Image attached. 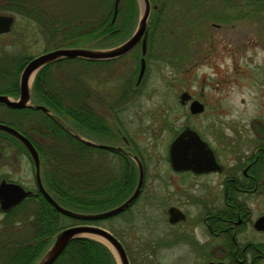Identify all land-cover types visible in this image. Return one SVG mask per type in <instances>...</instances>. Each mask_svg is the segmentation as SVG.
Returning <instances> with one entry per match:
<instances>
[{
	"label": "rangeland",
	"instance_id": "obj_1",
	"mask_svg": "<svg viewBox=\"0 0 264 264\" xmlns=\"http://www.w3.org/2000/svg\"><path fill=\"white\" fill-rule=\"evenodd\" d=\"M117 1L68 0L62 7H55V43L74 41L78 45L92 46L97 42L101 44V39L108 43L113 33L111 32L113 17L116 18L117 24L113 27L119 26V35L124 36L127 41L138 27L141 7L139 0H136L137 7L134 6V10L129 12L130 6L134 5L131 4L132 0H120L116 6ZM151 3L148 27L149 35H152L150 37L152 48L149 56L148 52L145 55L147 72L142 85L136 86L139 88L131 95L132 104L122 117L127 127L126 122L129 123L135 144L144 154L147 178L143 192L121 213L90 223L58 211L67 218H61V225L64 224L57 233L53 234L42 256L49 250L63 228L92 224L106 228L122 242L130 264H195L187 246L171 247L164 243V234L169 230L165 207L160 199L165 182L162 183L161 178L166 175L168 169L167 148L175 136V130H180L184 124H190L196 129L198 127L207 139H211L213 133L209 132V128L215 127L219 122L226 126L232 147L234 148L235 145L238 147L237 152L252 153L258 145L259 126H264V0H151ZM158 8L161 9L160 12ZM157 17L158 20H155ZM154 21L156 24L153 23ZM104 24L107 28L102 26L100 34L90 33L95 26ZM99 48L104 50L108 47ZM71 61H67L64 66H59L60 64L54 66L52 69L54 82H57L55 87L61 94L62 92L78 93L79 90L81 92L84 89L90 92L89 96L104 93L114 99L117 94L122 93L123 88L116 87L120 79L116 80L115 65L112 62L84 64L82 58H74ZM132 65L136 81L139 68L136 62ZM118 72L121 76L120 71ZM187 92L204 102L206 105L204 115L195 119L187 118L190 114L189 105L183 106L180 101L181 94ZM90 99L89 97L87 104L82 99L83 109L86 112L91 111V116L97 118L94 115L99 114L100 111L91 109ZM127 102L125 98L123 104ZM92 105L97 107L94 103ZM92 110L95 113H92ZM5 116L6 114L0 109V120ZM57 117L69 128V131L70 129L75 131L65 117ZM103 117L113 126L118 124L109 112L103 114ZM164 124H169V127ZM79 135L87 140L94 138ZM60 149L57 147L54 152ZM67 149L64 147L61 152ZM89 154V161H93L99 153ZM63 155L67 163L61 162L63 169L59 168L60 172L56 170L60 177L65 174L66 179L70 181L71 177L67 176L82 169V165H73L76 162H69L67 153ZM102 155L99 159L101 162L103 160L105 163L111 162V153L103 152ZM237 155L238 153L231 151L226 160L230 164L235 163L239 166L235 157ZM14 156L15 154H12V157ZM17 157L20 155L17 154ZM11 162H14V159ZM95 162L96 160L93 161ZM135 164L137 167L136 162ZM44 165L41 158L42 181L48 191ZM17 166L18 169L14 170L15 164L13 169L4 167L0 162V178L12 177L16 181L25 183V187L36 189L34 166L29 159L22 156ZM108 167H111L110 163ZM138 179L137 174L133 189L137 188ZM182 187H190L188 191L197 195V198H204L210 193L218 207H226L221 178L208 177L195 181L191 186L183 184ZM130 189L131 185L128 190ZM131 192L129 197L132 195ZM255 199L247 201L246 205L254 212V217L264 210V188L261 187V192ZM34 206L35 203L28 200L23 209L19 208L21 213L25 214ZM127 210L130 211L125 213ZM186 210L195 214L201 210V207L193 204ZM11 223L14 221L7 220V215L0 212L1 248L4 245L3 240H6L9 234L15 240L18 237L23 239L32 237L31 231L28 232L22 226V221L15 222L14 227L9 225ZM260 239L264 241V236Z\"/></svg>",
	"mask_w": 264,
	"mask_h": 264
},
{
	"label": "flooded vegetation",
	"instance_id": "obj_2",
	"mask_svg": "<svg viewBox=\"0 0 264 264\" xmlns=\"http://www.w3.org/2000/svg\"><path fill=\"white\" fill-rule=\"evenodd\" d=\"M67 1L68 0H0V18H5L4 21H2V24L0 23V95H6L14 100H18L21 96V82L24 70L30 62L42 55L65 48L102 50L103 48L99 47H108L107 49H111L117 48L125 43L126 39H124V36L119 35V26L113 27V25L116 24L115 17H113L114 19L111 23V32L113 33H111L112 36H110L108 43L103 42V39L100 40L102 42L101 44L97 42V44L92 46L91 44L82 46L73 44L72 42H64L62 44L55 43L56 23L54 20V9L55 7H62ZM113 16L115 15L113 14ZM8 21L10 22L9 29L4 30ZM94 28H96V26ZM128 39L129 38H127V40ZM111 43L113 45H111ZM96 45L99 47L97 48ZM141 46L142 43H139L132 50L112 59L95 61L82 58L84 64L112 62V64L115 65L116 80L120 79L119 83H116V87L120 89L122 87L123 91L121 94H117L114 99L110 97L102 99L103 102L97 103L96 105L98 108H96L97 111H100L99 114L101 117L107 112L112 114L118 124L116 123L113 126L108 122H104L112 130V137L110 139L102 140L95 137V139H89V141L110 145L116 148V150H109L94 146L111 153L113 184L116 189H121L124 193L128 191V188L132 183L130 160L136 162L134 156H137L140 159L144 170V184L140 194L143 192V187L147 178L146 162L144 161L142 150H139L135 144L133 133L131 134L130 132L129 123L126 122L128 125L127 127L122 117L126 114L132 104L131 95L134 91L138 90L139 87L136 88V86L142 85L147 72L145 70L141 81H139L141 59L143 55L137 59V53L139 48L142 53ZM68 59L70 60L74 58L54 61L43 66L35 74L30 83L29 104L31 106L12 108L0 102V109L6 114L5 118L0 120V123L8 124L18 130L27 138L31 146L37 150L40 156L42 153L54 152L55 135L52 121H54L55 118L59 121L60 119L54 115V111H52L53 109L44 103L43 99L40 101L36 98L37 96L34 93V85L37 76L41 71L45 72V74L50 73L54 66H58L59 64V66H64L66 63L65 60L68 61ZM134 62L137 63L139 68L136 81L132 65ZM118 71H120L121 76H119ZM121 79L123 80L122 83ZM40 84L52 89L54 79L51 82L43 80ZM185 94L189 95L190 98L184 97V93H182L180 101L183 106L189 105L188 107L190 111L191 103L194 100L199 99H196L192 93L187 92ZM125 98L128 102L123 104ZM87 100L88 99L85 98L86 104ZM202 103L204 104V102ZM39 104L48 108L50 112L48 113L45 110L37 109L36 106ZM108 105H111V107L109 108ZM205 111L206 105L204 112ZM204 112L193 114L190 111L187 118L195 119L204 115ZM22 114L25 117H23ZM9 116L12 119H9ZM7 117L9 118L6 119ZM40 120L41 122H39ZM45 122H47V125H44ZM159 126L160 128H163L161 125ZM164 126L169 127V124H164ZM188 127L195 129L202 139L210 144V147L215 153L218 166H221L219 170L196 173L192 170L177 171L173 168L169 155L170 145L172 141ZM209 132L213 133L211 139H207L198 130V127L196 129V127L190 124H184L180 130H175V136L171 139L167 148V168L169 170L167 169V172L165 173L166 175H163L164 179L161 178L162 183L163 181L165 182L160 197L165 207L169 226V228L167 226L169 232L164 234V243L171 247L176 245L181 247L187 246L190 249L195 264H264V241L260 239V237L264 236V228L257 224L259 219L264 216V210L254 217V212L246 206L247 201L256 200V196L261 192V187L262 189L264 188V143H262L264 140V126H259L258 139L256 138L258 145L256 146L255 151L244 154L236 151L238 149L236 145L234 148L232 147L230 137L228 136V133H226V126L222 123L218 122L215 127L211 126ZM85 136L89 137L87 135ZM86 140L87 139L83 140L85 144L91 145ZM231 151L238 153L235 157L238 159L237 162L239 163V166H236L237 164L235 163L230 164L226 160L229 158V152ZM12 154H15V156L12 157ZM17 154H19L20 157L16 158ZM22 156L29 159L34 166L35 171V160L27 144L20 138L6 131L0 130V162L3 163V166L13 168L15 164V169H13H18L17 165ZM100 156L101 155L98 154V160H96L99 165L101 164V161L99 160ZM13 159L14 162H11ZM137 168L138 177L140 178L138 164ZM208 177L221 178L223 187L222 193L226 202L225 208L218 207L215 199H213V196H211L210 193L205 195L206 197L204 198H197V195L188 191L190 187H182L183 184L191 186L195 181L197 182ZM3 179L19 183L24 187L26 185L25 183L24 185L23 182L16 181L12 179V177L9 178L7 176H1L0 182ZM33 190L37 191V187ZM135 190L136 189H133L131 193L133 194ZM38 195L26 197L20 204L14 206L9 211H3L0 208V212L4 215H8L25 202L28 200L31 201L33 197H37ZM192 203L199 205L201 210L195 214L186 210L188 206L193 205ZM129 211L127 210L125 213H128Z\"/></svg>",
	"mask_w": 264,
	"mask_h": 264
},
{
	"label": "trees",
	"instance_id": "obj_3",
	"mask_svg": "<svg viewBox=\"0 0 264 264\" xmlns=\"http://www.w3.org/2000/svg\"><path fill=\"white\" fill-rule=\"evenodd\" d=\"M132 3L134 5L130 6L129 12L134 10V6L137 7L136 0H132ZM158 10L159 12L161 11L160 8ZM155 20H158V17ZM153 23L156 24V21ZM102 26L106 27L105 24L98 26L92 29L90 33L94 34L96 32V34H100ZM150 37H152L151 34L149 35L148 56L152 48ZM72 43L75 44V42ZM141 56L142 53L139 49L137 59ZM71 60L73 59H68V61ZM65 61L67 62V60ZM53 79L52 72L45 74V72L41 71L39 73L34 85V93L38 100L42 101L43 99V102L50 106L57 116L65 117L76 133L94 138L97 137V139L102 140L110 139L112 137V130L105 124L107 122L106 119L103 116L102 118L100 114H95L94 117L97 118H93L91 111L86 112L82 105V99L85 100V98L88 99L90 97L92 103L97 104L103 102L102 99L108 98V96L104 93L89 96L90 92L84 89L81 92L79 90L78 93L70 94L62 92L63 94H61L55 87L56 81L52 89L40 84L43 80L51 82ZM92 103H89L92 106L91 109L95 108L93 110L96 111L97 109L93 107L95 105H92ZM108 107L110 108L111 105H108ZM93 110L92 113H95ZM52 122L55 135V148H68L67 151L61 152L60 149L53 153H47L49 155H46V153L41 154L44 166H46V170H44L46 187L56 201L66 208L83 213H98L122 204L129 197L131 190L135 186L138 174L135 162L130 160L131 189L124 193L121 189H116L113 184L112 168L108 167L109 163L111 166L110 161H108L109 163H105V160H103L100 165L97 162L93 163L94 160H97L98 154L93 161H89V153H99L103 156V152L109 151L85 144L83 140L61 124L57 118ZM44 125H47V122ZM63 152L68 154L67 159L69 162H76L73 165H82V169L67 176L68 178L71 177L72 180L70 181L66 179L65 174L60 177V174L57 173L59 168L63 169L61 162H66ZM31 201L35 203L36 208L34 206L29 211H26L25 214H22L21 209L27 203L25 202L20 206L21 209L17 208L9 213L7 220L14 221V223L9 224L11 227L15 226V222L22 221V226L28 232L31 231L32 237L31 239L18 237L15 240L9 234L8 238L3 240V247H0V264L36 263L52 240L53 234L57 233L64 224L62 223L61 225V218H65L66 216H62L42 194H39L37 198H32ZM56 264H117V261L112 251L102 242L91 238H79L69 244Z\"/></svg>",
	"mask_w": 264,
	"mask_h": 264
},
{
	"label": "water",
	"instance_id": "obj_4",
	"mask_svg": "<svg viewBox=\"0 0 264 264\" xmlns=\"http://www.w3.org/2000/svg\"><path fill=\"white\" fill-rule=\"evenodd\" d=\"M120 0L117 1L118 4ZM141 7V17L138 27L135 33L121 46L117 48L104 49V50H94L88 48H65L55 50L48 54L42 55L26 67L22 74L21 82V96L18 100H14L6 95H0V102L6 104L12 108H24L31 106L30 101V83L34 78L35 74L43 67L54 61L66 58H84L89 60H105L118 57L125 54L126 52L135 48L139 43H142V59H141V73L139 81H141L144 72L146 70V58L145 55L148 52V36H149V18L152 10L151 0H139ZM117 6V5H116ZM117 8V7H116ZM116 16V15H115ZM5 18H0V23L4 21ZM10 22L6 23L4 30H8ZM184 97L190 98L189 95L185 94ZM37 109H42L50 112L48 108L43 105L36 106ZM205 110V105L199 101L194 100L191 103L190 111L193 114L203 113ZM0 130L6 131L21 140H23L32 152V156L35 160V175L37 183V191L33 189H27L23 185L10 182L3 179L0 182V208L3 211H9L14 206L20 204L26 197L38 195L41 193L44 198L59 212L73 218L81 219L84 222L90 223V221H98L101 219H106L115 216L125 209H127L139 196L142 186L144 183V170L140 159L134 156L140 169V178L135 192L122 204L110 210L98 212V213H83L71 210L62 206L56 199L45 189L42 181L41 173V160L40 155L36 149H34L27 138L22 135L14 127L0 123ZM70 131L76 135L81 140H85L78 133L74 132L72 129ZM89 144L97 146L104 149L116 150L115 147L110 145L98 144L92 141L86 140ZM170 161L175 170H192L196 173L210 172L213 170H219L221 166H218V162L215 157V153L210 147V144L202 139L200 134L191 128H186L183 130L171 143L170 150ZM259 226L264 228V216L261 217L257 223ZM79 238H91L105 244L115 255L118 264H130L129 257L125 247L122 242L109 230L101 226L84 224L75 225L63 228L55 238L54 243L49 248V250L41 257V259L36 264H54L59 257L63 254L69 244ZM214 264V263H212ZM222 264V263H215Z\"/></svg>",
	"mask_w": 264,
	"mask_h": 264
}]
</instances>
